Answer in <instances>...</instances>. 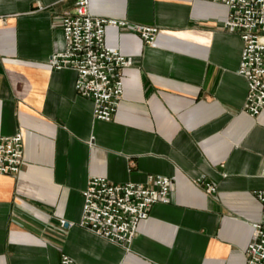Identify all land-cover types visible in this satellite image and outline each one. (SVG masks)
I'll return each mask as SVG.
<instances>
[{
	"label": "crops",
	"instance_id": "1",
	"mask_svg": "<svg viewBox=\"0 0 264 264\" xmlns=\"http://www.w3.org/2000/svg\"><path fill=\"white\" fill-rule=\"evenodd\" d=\"M75 0H0V136L24 137V164L0 174V264H246L253 225L264 223V110L244 111L243 41L210 0H92L94 17L160 29L146 45L108 27L107 45L131 58L114 119L96 120L56 70L62 18ZM172 180L130 246L80 226L91 177L114 184ZM216 186L208 194L201 183ZM66 222L64 229L60 221ZM69 226H66V225Z\"/></svg>",
	"mask_w": 264,
	"mask_h": 264
},
{
	"label": "built area",
	"instance_id": "2",
	"mask_svg": "<svg viewBox=\"0 0 264 264\" xmlns=\"http://www.w3.org/2000/svg\"><path fill=\"white\" fill-rule=\"evenodd\" d=\"M92 0H75L74 11L62 18L63 49L50 63L56 70L77 73L76 91L93 102L96 120L114 119L124 95L123 70L132 66L131 58L107 45L108 27L130 28L146 45H154L160 29L146 25H129L127 21L94 17ZM228 8L224 28L238 34L243 41L239 75L248 83L244 111L256 117L264 110V0H210ZM24 137L0 136V174L18 175L24 164ZM264 178V167L262 169ZM172 180L150 176L147 184H114L103 177H91L83 192L80 226L111 243L128 247L138 233L141 221L149 217L158 203H170ZM208 194L216 186L201 183ZM264 208V191L256 194ZM66 222L60 221L64 229ZM59 264H78L62 254ZM246 264H264V223L253 225V238L246 250Z\"/></svg>",
	"mask_w": 264,
	"mask_h": 264
},
{
	"label": "water",
	"instance_id": "3",
	"mask_svg": "<svg viewBox=\"0 0 264 264\" xmlns=\"http://www.w3.org/2000/svg\"><path fill=\"white\" fill-rule=\"evenodd\" d=\"M66 226H69L68 224Z\"/></svg>",
	"mask_w": 264,
	"mask_h": 264
}]
</instances>
